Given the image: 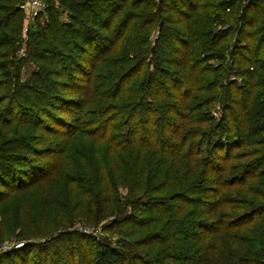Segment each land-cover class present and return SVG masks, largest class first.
<instances>
[{
  "label": "trees",
  "instance_id": "obj_1",
  "mask_svg": "<svg viewBox=\"0 0 264 264\" xmlns=\"http://www.w3.org/2000/svg\"><path fill=\"white\" fill-rule=\"evenodd\" d=\"M50 1L0 0V264H264V0Z\"/></svg>",
  "mask_w": 264,
  "mask_h": 264
},
{
  "label": "rangeland",
  "instance_id": "obj_2",
  "mask_svg": "<svg viewBox=\"0 0 264 264\" xmlns=\"http://www.w3.org/2000/svg\"><path fill=\"white\" fill-rule=\"evenodd\" d=\"M50 5H53L55 7H57V4L56 3H52L50 0H42L41 1V9L39 11V13L43 16L39 22L37 21L36 22V30L37 28L40 26V24H42L44 22V17L46 16V11H47V7L50 6ZM59 11L61 12V9L58 8ZM38 13V14H39ZM23 14H24V29H28V28H34L35 27V22H34V19H31L30 16L31 15H27V13L23 10ZM60 19L61 20H64V13L62 12L61 15H60ZM26 36L24 37V42H23V47H22V51L20 53V58L23 57V51H26V45H25V42H26ZM24 67H23V70L21 72V76H20V81H24L31 73V71H33V69L35 68V66L31 63H28V62H25L24 63ZM85 233H88L87 231H85ZM92 235L96 236L100 239V240H105L107 242H109L111 245H113L115 243V238L112 236V237H108L106 234L102 233L100 230L98 231H93ZM107 240H106V239ZM12 246L11 245H7V244H2V246L0 247V252L1 251H4V250H8L9 248H11ZM61 255L63 257V259H67L66 258V250H62L61 251Z\"/></svg>",
  "mask_w": 264,
  "mask_h": 264
},
{
  "label": "built area",
  "instance_id": "obj_3",
  "mask_svg": "<svg viewBox=\"0 0 264 264\" xmlns=\"http://www.w3.org/2000/svg\"><path fill=\"white\" fill-rule=\"evenodd\" d=\"M41 1L42 0H24L22 9L27 13V15H31V19H34L37 17L41 9Z\"/></svg>",
  "mask_w": 264,
  "mask_h": 264
}]
</instances>
